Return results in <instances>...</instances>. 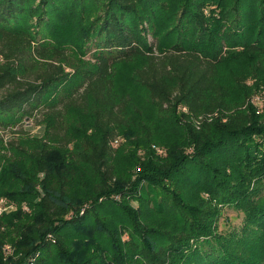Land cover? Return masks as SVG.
<instances>
[{
	"label": "trees",
	"instance_id": "16d2710c",
	"mask_svg": "<svg viewBox=\"0 0 264 264\" xmlns=\"http://www.w3.org/2000/svg\"><path fill=\"white\" fill-rule=\"evenodd\" d=\"M78 7L91 8L80 43L92 61L75 66L71 40L50 31ZM125 66L152 112L134 132L135 177L114 147L141 113ZM261 85L264 0H0V130L42 112L46 126L29 149L10 143L23 157L5 159L0 198L20 208L0 217V264H264V110L250 103ZM166 122L183 142L161 158ZM223 207L240 228L218 231Z\"/></svg>",
	"mask_w": 264,
	"mask_h": 264
},
{
	"label": "rangeland",
	"instance_id": "374dc122",
	"mask_svg": "<svg viewBox=\"0 0 264 264\" xmlns=\"http://www.w3.org/2000/svg\"><path fill=\"white\" fill-rule=\"evenodd\" d=\"M91 8L86 10L81 14V9L75 8L74 12H72V16L69 20H67V23L65 26H61L57 23L56 28L52 31V37L50 38V41L62 43L66 41V39H70L71 43H68V47L70 48L69 53V61H73L75 66L82 65L86 62L91 63V53L89 54H82L81 48L82 43H80V39L82 36L83 28H84V22L90 19ZM174 11H170V13L167 15V17L164 19L163 23L161 24V35L165 36L168 33V29L170 28V23L173 21V17L175 16ZM176 20V19H175ZM150 41L152 42L153 39L150 38ZM86 61V62H85ZM143 60H138V63L136 62L134 66L140 65ZM134 66H125L121 70L119 83L121 87H128V90L132 91L135 101L137 103L138 109L141 110V113H138L137 111H133L131 113V119H132V127L131 132L127 134H123L119 137V144L117 150V163L119 167L123 169H127L128 171L134 169V167L131 169L135 157L131 155V153L134 151L136 153V156L140 158L141 161L144 160V147L142 144H140V140H136V137H134V132L137 131V125L141 118L144 117L145 113H148L149 116H151L152 112L150 110V107H148L145 104V99L143 97L144 93H142L141 89L138 86L131 85L128 86V77L129 75H133L134 73ZM234 65H229V67L224 68V73L227 74L229 70H233ZM68 71H72L68 69ZM250 82V81H249ZM256 95H263L264 97V85H261L254 94H252V99ZM148 107V108H147ZM264 110V103L262 111ZM43 112L37 114L36 117H33L32 119H27L25 122L18 124L17 126L6 129V130H0V138L4 141V147L0 150V189L2 187V184L9 182V177L6 178L4 175V165H5V159L9 158L11 160L17 161L22 159L23 155L19 153L15 148L10 147V143H19L22 146L29 149L31 147V143L35 139H39L44 136L45 128L46 126L44 124H40L39 122L43 119ZM78 120V114L76 112H71L68 117V122L71 125V128L75 125V123ZM157 139L160 141V144H153V149H156V152L158 155H161V158H165L167 156V150H166V144L172 143L175 140L178 143H182V136L180 130H174L169 126V124L161 123V130L159 129V132L157 134ZM160 150L161 152H159ZM186 152L192 153L193 149L192 147L187 148ZM133 171V170H132ZM140 166L137 165L134 169V177L139 173ZM41 176V175H40ZM202 196L205 199H208V194H202ZM111 199L116 201H122L119 198L115 197L114 195L111 196ZM11 201V200H10ZM37 201V199H36ZM16 204V202L11 201ZM154 203V202H153ZM214 204V203H213ZM18 209L20 208L19 204H16ZM153 205L151 204V207ZM150 207V208H151ZM17 209V210H18ZM29 207L27 206V210ZM16 210V211H17ZM15 211V212H16ZM14 213V212H13ZM11 214V213H10ZM243 222V214L239 211H236L232 207H223L221 208V216L219 218L218 222V231L220 233H226L232 229H238L241 227Z\"/></svg>",
	"mask_w": 264,
	"mask_h": 264
},
{
	"label": "built area",
	"instance_id": "2783aa9c",
	"mask_svg": "<svg viewBox=\"0 0 264 264\" xmlns=\"http://www.w3.org/2000/svg\"><path fill=\"white\" fill-rule=\"evenodd\" d=\"M250 103L252 105H254L258 111V113H260L262 111L263 108V103H264V97L263 95H256L254 96L252 99H250ZM183 111H187L186 108H183ZM211 115L208 116V118H210ZM205 119V117L201 116L199 119H197L195 121L196 125H199L200 122ZM211 119V118H210ZM119 138L114 142V147H118L119 144ZM159 152H161L160 150H158ZM43 176V175H41ZM117 198H119V196H115ZM120 199V198H119ZM23 210H27V205L24 203L22 206ZM18 209L17 205L13 202H11L10 200L6 199V198H0V217H2L5 214H10L15 212ZM84 213V210L81 212V214ZM49 238L51 239L52 236L49 235ZM13 253V248L10 245H7L5 248V256L9 257L11 254ZM31 262H33V259L31 260Z\"/></svg>",
	"mask_w": 264,
	"mask_h": 264
}]
</instances>
